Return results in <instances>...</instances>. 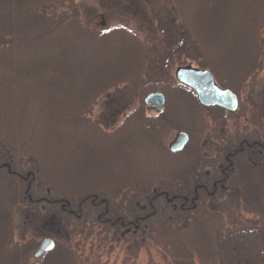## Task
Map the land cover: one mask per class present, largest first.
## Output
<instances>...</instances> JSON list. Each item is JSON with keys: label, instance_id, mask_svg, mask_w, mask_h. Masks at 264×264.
Wrapping results in <instances>:
<instances>
[{"label": "trees", "instance_id": "obj_1", "mask_svg": "<svg viewBox=\"0 0 264 264\" xmlns=\"http://www.w3.org/2000/svg\"><path fill=\"white\" fill-rule=\"evenodd\" d=\"M71 5L72 0H0V164L7 163L13 174L11 176L6 170L0 172V199L11 202L6 208L10 210L6 212L8 217L12 208L15 209L19 204L31 208L25 221L27 226L22 225L23 230L20 232L14 226L9 231L1 229L3 222L0 218V264H28L42 236L36 232H41L42 224L52 215L57 216L67 232L75 221L76 226L69 231V236H76L98 225L96 218L100 214L111 222L118 218L127 224L138 220L142 216L138 205H145L149 209L148 203L154 198V187L150 184H143L145 186L141 185L140 189H126L122 196L112 197L107 192L97 190H79L77 194H72L73 190L68 189L66 184L58 183L59 178L62 173H69L67 168L71 163L81 168L92 156H96L95 169L106 159H121L122 156H116L118 151H114L115 144L118 146V143L123 142L128 147L132 143L130 131L137 129V125L143 129V137L162 145L168 134L181 129L172 115L168 114L172 111L170 107L163 115L156 117L145 114L142 99L146 94L160 90V84L173 80L165 91L168 100L171 91L175 101L183 102L188 112L195 107L203 110L191 90L176 83L170 75L167 76L170 68L168 62L173 57L170 51L166 48L157 49V42L152 41L148 52L157 49L159 53L149 59L145 42L126 41L135 38L133 32L128 31L126 20L135 23L134 32L153 40L166 38V41H171L174 37L171 33L173 26L182 42L175 49V56L181 57L183 61L189 59V63H195L198 68L209 70L221 88L236 94L255 80L262 67L264 0H140L138 4L134 2L127 5L137 6V11L121 13L123 25L112 27L108 34L93 35L100 41H93L94 38L82 41L78 34L79 41H73L75 34L67 35L62 31L63 14L75 19L81 26L82 21L77 18L78 10ZM154 5L157 6L156 10H153ZM57 8L61 9L58 17ZM148 8L152 10L148 11ZM182 15L187 26L183 30L184 23L180 19L178 21ZM109 34L113 35L114 40L105 41ZM120 36L122 41H117ZM186 61L181 65L184 66ZM149 70H155L156 73L152 71L153 74H150ZM120 87L125 91L131 88L132 93L129 91L128 96L126 92L125 95L121 93V103H112L114 101L110 99L107 121L96 123L97 128H112L121 116L128 114L125 115V121L107 138L109 148L106 144L100 147L95 139L92 141L89 138V119L87 121L84 113L91 101L110 97L118 93ZM72 92H77L75 99L68 97ZM63 95L66 99H63ZM83 123L85 128L82 127ZM202 125L199 113L194 120L191 112L189 126H200L202 129ZM186 131L192 135L186 151L202 150L203 147L196 140L198 134L194 137L188 128ZM19 136L26 137L23 138L26 141L23 155L17 154L15 150ZM101 139L106 141V138ZM243 139L249 143H261L258 135L238 136L235 140L240 143ZM229 145L231 142L226 147ZM212 149L215 148L211 146L205 151ZM210 156L201 158L198 154L189 155V167L203 171L214 166L209 163ZM247 159L244 151L238 159L242 167L235 168L232 173L234 177L227 182V191L219 198H226L227 193L230 196L233 194L239 210H244L248 204L246 201L244 204L242 199L245 189L241 182L251 178L248 188L259 201L258 207L249 211L256 221L250 220L246 229L254 236L253 239L257 237L260 248L241 249L239 243L233 242L237 240L233 232L223 235V238H229L226 239L229 247L234 245L227 259L222 261L225 264H264V185L257 181L264 171V151L256 155L255 164L249 163ZM85 173L87 176L88 172ZM15 174L26 177L27 182L16 178ZM26 197L38 202H27ZM45 199L57 202L52 207L45 205L39 210V202ZM64 203L69 204L67 208L72 214L60 210L59 205ZM121 213H125L126 217ZM199 213L200 216L204 214L201 208L197 209L196 215L162 214L157 211L149 219L139 221V229L135 233L147 230V239L153 238L158 242L157 237L162 238L167 232L177 234L178 231L187 230L191 223L199 219ZM239 225L237 227L243 229ZM99 226H104V232H113L118 238L122 236L119 235L121 227L108 224ZM104 235L108 236L106 233ZM175 239L181 243L184 241L179 237ZM204 239L201 243L192 244L195 245L196 257L210 261L217 255L220 261V244L217 243L214 250L213 244H208ZM137 246L140 245L130 244L129 247L135 250ZM62 248L56 246L46 256V259L50 257V264H74L72 254L69 250L62 252ZM194 257L189 256L187 262L184 259L186 264H195ZM181 258L177 256V264H182Z\"/></svg>", "mask_w": 264, "mask_h": 264}, {"label": "rangeland", "instance_id": "obj_2", "mask_svg": "<svg viewBox=\"0 0 264 264\" xmlns=\"http://www.w3.org/2000/svg\"><path fill=\"white\" fill-rule=\"evenodd\" d=\"M139 1L140 0H72L71 6L77 8V18L80 19L82 23L80 26L75 19L67 18V15L63 14L64 17H62L63 20L61 27L64 28L62 31L67 35L75 34L76 38L73 37V41H79L77 34L82 37V41H90V38L95 39V37H93L94 34H108V32L112 31V27L123 25L121 21V13H128L127 11L131 10L137 11V6L131 7L127 5L134 2L138 4ZM156 9L157 6L154 5L153 10ZM56 10L58 17L61 9L57 8ZM147 10L151 11L152 9L148 8ZM66 13H68V11ZM54 15L56 16V14ZM179 19L184 23L182 30L184 27L187 28L184 16H179L178 21ZM126 23H128V31H132L135 36V38H129L126 41H143L145 42V47H147L146 50L149 49L150 43L154 41V43L157 42V49L164 50L166 48L173 54V57H170L171 62H168L170 68L169 71H167V76L170 75V77L174 78L175 70L178 67H182L183 65H181V63L186 60L188 62L186 61L187 63L184 66L198 68L195 63H189V59H184L183 61L181 57L179 58L175 56V49H178L182 42L175 33L173 26L171 28V33L174 37L171 41H166V38H159L157 40L151 38L146 39L143 35L136 31L134 32V28H136L134 22H128V20H126ZM106 38L105 41L114 40L113 35L110 34L107 35ZM93 41L100 40L96 38ZM117 41H122L121 36L118 37ZM157 49L152 50L151 52H148L147 50L149 59L158 55L159 51ZM262 58V67L256 75L255 80L249 83L248 87L241 89L237 94L239 97V110L235 114H230L219 109L200 110L198 107L193 108V111H191L194 120L197 119L199 113L203 122L202 129L196 138L197 142H199V146L203 147L202 150H206L211 146L213 148L215 145H218L217 149L218 147L224 148L223 145L225 143V138L226 140H235L238 136L258 135L259 138L264 141V53ZM152 71L153 70L149 73H156L155 70L153 73ZM172 82L173 80L169 83L160 84V91L165 94L167 103L169 101V107L172 109V117L175 119V122L181 125V127L189 126L191 112H188L184 103L175 101L171 91L169 92L168 100L165 91L169 88V84ZM128 90L132 93L131 88L129 89L128 87ZM129 91H125V89L121 90L120 87L117 90L118 93L110 97L104 96L96 101H91L88 109L84 113L87 121L89 119V138L93 139L92 141L95 139V142H98L97 145L100 147H103L106 144L107 148H109V139L107 140V138H109V135L114 133L125 121V115L128 114V112L125 113L124 116H121L112 128L105 129L104 126H101L102 130H99L96 123H106L105 121H107L109 114L107 106L110 105V99L114 101L112 103H121V93L125 95L126 92L128 96V94H130ZM76 95L77 92H72L68 97L75 99V97H77ZM63 99H66L65 95H63ZM30 109L31 108H29V110ZM145 114L148 117H155L156 115L155 112L146 110ZM82 127L85 128V123H83ZM137 127V129L133 128L130 131V139L132 143L128 147H126L127 144L122 141V144L118 143V146L115 144L114 151H118L116 156H122L121 159L115 161H108V159H106V162H102L99 168L96 169V160L94 159L96 156H92L90 159L86 160L84 167L81 168H79L76 163H71L67 168L69 173H62L58 183L64 186L66 184L68 189L71 188V190H73L72 194H77L79 190H97L107 192L113 197L119 194L122 196V194L127 191L126 189L133 190V187L140 189L141 185L142 187L145 186L143 184H150L154 188H157L158 186L171 188V183L178 178L182 179L186 171V174H188L191 181L192 173L195 171L198 172V168L192 170L188 166L184 157L177 154H171L166 148L164 149L162 147L161 143L143 137L141 134L143 129L140 125H137ZM24 132H26V130H24ZM174 134L175 133H171L164 139L165 145H168ZM23 138L26 139V137ZM23 138L22 136H19L17 139L18 142L15 145L17 154L23 155L25 151L24 148L26 146V141ZM101 138H106V141H103ZM202 144L205 146H202ZM106 153L108 154V151ZM251 159L256 160V157H251ZM30 163L32 162L30 161ZM239 166L241 168L242 163ZM85 171L88 172L87 176ZM250 180L251 178L249 179V177L243 181L240 180L242 181V184L244 183L243 188L245 189V196L242 199L244 204L245 201L248 204L244 210H239L235 196H233V194L230 196V194L227 193L225 196L226 198L224 199H217L208 202L205 211L209 212H204L201 216V213H199V219L191 223L187 230L178 231L177 234L172 233L173 235L171 232H167L162 238L159 236L157 237L158 242L153 238L147 239L149 236L147 230L139 233L133 231L124 236L120 235L121 237L118 238L117 236H114L113 232H104V226L99 225H93L90 230L86 229L83 233H79L76 236H69V231L73 230L72 228L74 226L69 228L67 232L63 229V226H60L59 224L56 225L55 221H51L49 218L42 224L41 232H36V234L42 235L39 240L45 235L52 236L56 242V246L63 247L62 252L66 253V251L69 250L68 252L72 254L71 257L74 264H177V256H179V258L182 257L180 259L182 264H186L189 256H195V264H225V262L222 261H224L223 259H227V256H229L228 253H230L234 245H230L229 247L228 241L226 243V239L229 238H223V235L225 236L233 232L237 238V240L234 239L233 242L234 244L239 243L241 249L245 248V250H247L254 247L260 248L257 237L255 236V239H253L254 236L246 229L250 220L256 221V217L252 216L249 211L256 209V207H258L257 201H259L257 197L253 195L255 193L248 188V182ZM257 181L261 185H264V171H262V175ZM170 190H172V188ZM9 203L11 202L8 200L0 199V218L1 223L3 222L1 229H8L7 231H9V229H13L14 226V228L20 232L23 230L22 225L27 226L25 221L27 215L31 212V208L26 204H19L15 209L12 208V212L8 217L6 212L7 210H10L6 208ZM252 206L254 208H252ZM43 208L44 205L41 204L39 210ZM2 213H4L3 217ZM43 213L44 212H42V214ZM122 215L125 216V213ZM262 222L264 224L263 220ZM236 223H238L237 225L240 224L239 226L243 227V229H239ZM89 232L90 235H88ZM104 233L108 234V236H105ZM177 237L184 239V244L178 239H175ZM220 237H222V239L219 242ZM27 238L28 235L25 237V240H27ZM202 239L208 244H213L214 250L217 247V243L220 244V247L218 248L221 251L220 261L217 259V255L210 261H204L203 258L196 257L197 252L194 251L195 245L192 244H197L198 242L201 243ZM16 240L20 239L16 238ZM130 244H138L140 246H137L138 248L135 247V250H132V247H129ZM213 247L210 246V248ZM32 254L29 258L28 264H50V257L47 258V260L37 261L32 258ZM184 259H186V262Z\"/></svg>", "mask_w": 264, "mask_h": 264}, {"label": "flooded vegetation", "instance_id": "obj_3", "mask_svg": "<svg viewBox=\"0 0 264 264\" xmlns=\"http://www.w3.org/2000/svg\"><path fill=\"white\" fill-rule=\"evenodd\" d=\"M165 98V103L162 106V108L159 109V107L156 104H152V108H145L146 111L155 112L156 116L163 115L166 112L167 107H169V101L167 103V98L165 94L162 92ZM168 105V106H167ZM199 105V104H198ZM200 106V105H199ZM169 115H172L173 112H168ZM181 129L174 131L172 133H175L172 140L168 143V145H165L163 143L162 147L168 150L171 154H177L184 157L188 163V166H190V158L189 155H200L201 158L206 155H211L209 158V163L214 166H209L206 169H203V171L198 170L192 173L191 181L189 179L188 174L184 173L183 178H178L173 183H171V188H164L163 186H158L157 188H154L152 190V193L154 194V198L149 201V209L146 208L145 205H138L140 212L142 216L138 220H134L133 222L124 223L121 221V218H118L117 220L111 222L108 218H104L103 214H100L97 216L96 220L98 222V225H109V226H117L121 227L122 230H120L119 235H126L130 234L131 232H135L139 229L138 223L139 221H144L149 219L152 215H155L157 211H160V213H170V214H196L197 209L205 212V207L208 202L215 201L217 199H220V195L225 193L227 191L226 185L229 179L233 178V172L237 166H239L242 162L238 161L239 157H242V154L246 153V157L248 158L247 161L251 164H255V160H252L251 157H256V155H260L261 151H264V141L260 139L261 143L259 141H252L248 142L247 140H242L240 143H236V140L224 139V147H218V145H215L213 148H215L213 151H186V147L190 143L191 136L186 129L188 128L190 131L193 132V136L195 137L197 134L200 133V126H186L181 127V125L177 124ZM191 127V128H190ZM179 133H183L187 135V142L184 145L183 149L181 151H177L176 148L180 147L181 141H176V137ZM171 134V133H170ZM169 135V134H168ZM167 135V136H168ZM166 136V137H167ZM226 140V141H225ZM177 143H176V142ZM175 142L174 145V152H171L169 150L170 145ZM231 142V145L228 146V143ZM226 144V145H225ZM166 146V147H165ZM259 147L261 149H255V147ZM218 150V151H217ZM251 156V157H250ZM204 163L205 160L201 159ZM199 163V162H198ZM3 170H6L7 173L11 174L13 176L9 165L5 162H2L0 164V172ZM211 171V172H210ZM15 177L18 179L23 180L24 182H27L26 177H22L20 174H15ZM25 201L32 202L33 204H36L38 201H32L30 198L25 199ZM57 201H51V200H44L40 201L42 205H46L49 207H52L55 205ZM204 202L203 206L202 203ZM93 203V202H92ZM93 205V204H92ZM69 206L68 203H64L59 205L60 210L65 211L68 214H72L73 212L69 210L67 207ZM29 217V215H27ZM74 218H78V216H75ZM51 221L54 220L56 225L60 224V222L57 219V216H50L49 218ZM74 224V225H73ZM76 226L75 221L71 223V227ZM122 231V232H121ZM45 238H50L54 242V248L50 252H44L37 261L47 260L46 256L50 253H52L56 249V242L54 241L52 236L45 235L41 240H39L38 247L32 252L33 254L36 253L38 248L41 245V242ZM32 254V257H33ZM43 264V263H41Z\"/></svg>", "mask_w": 264, "mask_h": 264}, {"label": "water", "instance_id": "obj_4", "mask_svg": "<svg viewBox=\"0 0 264 264\" xmlns=\"http://www.w3.org/2000/svg\"><path fill=\"white\" fill-rule=\"evenodd\" d=\"M174 76L179 84L191 89L196 94L197 101L201 106L206 108H222L232 114L238 110L239 101L236 94L229 89L220 88L215 83L209 70L192 68L190 66L179 67L175 70ZM143 103L147 108H152L151 105L156 104L160 109L165 103V98L162 93L154 92L146 95ZM187 140V135L179 133L176 141H181V143L180 147L176 148V150L181 151ZM175 142L169 147L173 152L176 151L174 150V145L177 142ZM53 248L54 242L50 238L43 239L34 258L40 257L44 252L50 251Z\"/></svg>", "mask_w": 264, "mask_h": 264}]
</instances>
